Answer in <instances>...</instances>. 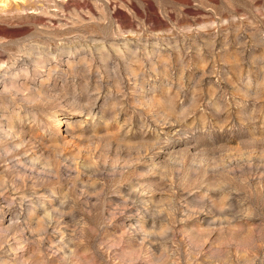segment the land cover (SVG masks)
<instances>
[{
  "label": "rangeland",
  "instance_id": "obj_1",
  "mask_svg": "<svg viewBox=\"0 0 264 264\" xmlns=\"http://www.w3.org/2000/svg\"><path fill=\"white\" fill-rule=\"evenodd\" d=\"M0 264H264V0H0Z\"/></svg>",
  "mask_w": 264,
  "mask_h": 264
}]
</instances>
